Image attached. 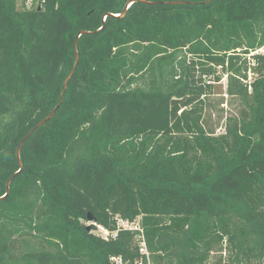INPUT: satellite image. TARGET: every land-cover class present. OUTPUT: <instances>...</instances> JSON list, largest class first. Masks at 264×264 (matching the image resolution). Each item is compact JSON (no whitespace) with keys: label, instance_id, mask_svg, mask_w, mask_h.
Returning a JSON list of instances; mask_svg holds the SVG:
<instances>
[{"label":"trees","instance_id":"trees-1","mask_svg":"<svg viewBox=\"0 0 264 264\" xmlns=\"http://www.w3.org/2000/svg\"><path fill=\"white\" fill-rule=\"evenodd\" d=\"M42 1L0 0V264L140 257L89 213L154 264H264V0Z\"/></svg>","mask_w":264,"mask_h":264},{"label":"built area","instance_id":"built-area-1","mask_svg":"<svg viewBox=\"0 0 264 264\" xmlns=\"http://www.w3.org/2000/svg\"><path fill=\"white\" fill-rule=\"evenodd\" d=\"M42 0H23V8H32V7H40L42 5ZM257 53H264V46L258 50H255L249 54V56H252ZM253 61V60H252ZM252 79V72H249V80ZM93 225L96 226L95 233L102 236L105 239L115 238L117 235V232L120 229L124 230H130V231H136L137 233V239L139 243V252L140 257L136 259L134 262H126L122 256L114 255L110 259L114 264H154L151 258L150 251L148 249L146 238H145V231L144 228L141 225L140 218L129 221L126 220L120 216L116 217V223H117V230L110 231L106 227L97 224L96 222H92Z\"/></svg>","mask_w":264,"mask_h":264},{"label":"rangeland","instance_id":"rangeland-1","mask_svg":"<svg viewBox=\"0 0 264 264\" xmlns=\"http://www.w3.org/2000/svg\"><path fill=\"white\" fill-rule=\"evenodd\" d=\"M18 7L19 8L23 7V0H18ZM226 82H227L226 78H223L222 80L223 92H225L226 89ZM216 91H219V87H216ZM207 102L210 103V106L207 107V114L210 123H212L217 127V133L223 132L225 119L231 114L235 113L237 110L238 104L236 100H234V98H231L227 95H221L220 93L218 94L216 92V94H213L209 97ZM23 167H24V163H23ZM212 264H219L217 262L216 257L212 258Z\"/></svg>","mask_w":264,"mask_h":264},{"label":"water","instance_id":"water-1","mask_svg":"<svg viewBox=\"0 0 264 264\" xmlns=\"http://www.w3.org/2000/svg\"><path fill=\"white\" fill-rule=\"evenodd\" d=\"M136 1H141L143 3H147V4H152L154 2L152 1H149V0H129L127 3H126V6L124 8V12L123 14H126L127 12V9ZM210 1V0H208ZM178 3V2H177ZM107 15L104 16L103 20H105V17ZM105 24L98 30L96 31H88V30H82L79 32L78 36H77V39L75 41V51H76V60H75V64L71 70V72L69 73V75L66 77L65 81H64V86H63V90H62V93L60 95V101L58 103V105L51 111V113L45 118L43 119L42 121H40L29 133L28 135L21 141V143L19 144L18 146V149H17V156H18V160H19V164H20V169L17 173L21 172V170L23 169V163H22V160H21V148L25 142V140L40 126L44 125L47 121H49L53 115L55 114L56 110L59 108V106L62 104L63 102V97H64V93L67 89V86H68V82L69 80L71 79V77L73 76L77 66H78V63H79V53H78V50H77V46H78V40H79V37L82 35V34H94L100 30H102L104 28ZM13 179V176L10 177V179L7 181V191L6 193L0 197V201L1 200H4L10 193V184H11V181ZM88 219L91 221V222H94L95 219L92 217L91 213L88 214ZM89 229H91V226H89Z\"/></svg>","mask_w":264,"mask_h":264}]
</instances>
